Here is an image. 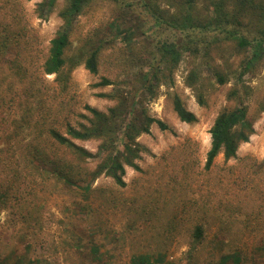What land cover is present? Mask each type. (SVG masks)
I'll list each match as a JSON object with an SVG mask.
<instances>
[{"label": "rangeland", "instance_id": "1", "mask_svg": "<svg viewBox=\"0 0 264 264\" xmlns=\"http://www.w3.org/2000/svg\"><path fill=\"white\" fill-rule=\"evenodd\" d=\"M42 2L0 0V264H264V56L246 67L254 47L230 36L254 38L264 17L227 0L237 23L206 29L220 0H88L66 66L46 74L66 0L44 13ZM165 42L180 51L178 62L163 53ZM95 49L92 73L85 59ZM104 77L113 84L99 85ZM175 95L196 122L179 118ZM240 99L254 132L235 157L221 152L207 169L214 120ZM115 107L121 115L103 134H68L91 126V108L109 117ZM147 116L167 128L152 122L144 131ZM53 129L92 156L74 155ZM132 133L140 169L125 164V186L106 172L92 179Z\"/></svg>", "mask_w": 264, "mask_h": 264}, {"label": "trees", "instance_id": "2", "mask_svg": "<svg viewBox=\"0 0 264 264\" xmlns=\"http://www.w3.org/2000/svg\"><path fill=\"white\" fill-rule=\"evenodd\" d=\"M57 1L58 0H43V2L39 5L41 12L44 13L43 11L48 12L53 10L57 4ZM87 2L88 0H66L64 8L60 11V15L64 20L63 27L52 38L51 46L49 49V56L44 63V71L46 74H60L62 72V69L66 66V49L70 43L71 29L75 23L77 16L83 11ZM226 2L227 0H220V2L215 3V17H212L211 21H208L207 24L201 25L202 28H219L222 27L224 23H237L235 14L229 13L226 10ZM235 3L237 6H239V10H245V12L248 13L249 10L253 9L254 11H256L257 15L261 14L264 17V3H257L256 0H235ZM190 4L192 3L190 2ZM150 11L152 12L153 16L156 17V19L159 21L158 23L163 22V20L161 21V16L157 14L156 10L153 7L150 8ZM187 20L188 22L185 21V23L183 24L184 26L192 22L191 17H187ZM193 26V28L201 27H195V25ZM230 36L237 40L238 44L241 47H254L253 56L251 60H249L246 67L251 65L253 61L259 60L264 56V30H261L258 35L252 39L240 35L237 30L234 31L233 29H231ZM162 50L163 53L173 62L179 61L181 54L174 43L165 42L163 44ZM85 66L92 73L98 72V50L95 49L91 51L89 56L85 59ZM217 77L220 83H224L226 81V77L223 74L219 73ZM108 84H113V82L106 77H104L99 82V85ZM149 91L154 95L156 94L155 88H150ZM233 92L239 98L237 88H234ZM173 104L174 110L182 121L187 123H194L197 121L196 114L186 107L179 95L174 96ZM91 110L94 114V118L91 120V126L83 125V128L80 129L70 126L68 128V134L72 138L87 139L92 135L103 134L106 125L111 121L110 117L116 119L119 115H121L120 113H118V107L111 109V114L109 117L108 115L100 112L97 109L91 108ZM126 112H128V110H126ZM152 122H157L162 129L167 128V125L162 120L147 116L146 122L143 125L142 129L146 132H149V125ZM253 132V120L249 116L248 106L243 99L239 100V104L236 107L231 109H224L219 112L210 130L211 147L207 154L205 167L207 169L211 168L215 158L221 152L227 160L235 157L240 144L242 142L249 141L250 136ZM51 135L53 139L58 143L65 145L70 149H73L74 155H77L79 158H88L92 156L90 152L75 144L68 136L61 134L56 129H53L51 131ZM136 135L137 133L128 134V136L133 140L131 143H126L123 150L114 149L111 154H107V160L103 161V163L93 173H91L92 179H95L103 172H106L108 175H111L114 178L118 185L125 186V164L140 169L139 166H137L133 161V157L137 154L138 149L137 142H135L134 140L136 139ZM133 144H135L136 147H133ZM106 146L107 145L105 144L103 145V150L104 147L106 148ZM65 180L71 185L75 184V181H73L68 176H66ZM90 188L91 183L87 184L86 186L87 190ZM196 235L198 237L202 236L201 228L197 229Z\"/></svg>", "mask_w": 264, "mask_h": 264}]
</instances>
